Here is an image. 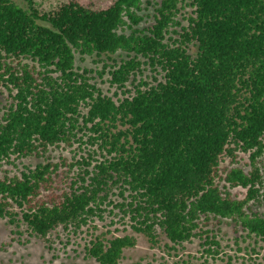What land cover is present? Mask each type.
<instances>
[{
    "label": "trees",
    "instance_id": "trees-1",
    "mask_svg": "<svg viewBox=\"0 0 264 264\" xmlns=\"http://www.w3.org/2000/svg\"><path fill=\"white\" fill-rule=\"evenodd\" d=\"M18 1L0 0V167L44 163L0 176V219L48 241L59 227L102 220L116 197L114 209L152 247L197 239L213 257L211 226L223 220L264 241V0H162L145 29L142 0L104 10L67 0L50 13ZM76 56L104 63L123 98L105 95ZM76 144L64 177L48 154ZM240 153L249 172L231 167ZM135 243L96 237L86 257L121 264Z\"/></svg>",
    "mask_w": 264,
    "mask_h": 264
},
{
    "label": "rangeland",
    "instance_id": "rangeland-1",
    "mask_svg": "<svg viewBox=\"0 0 264 264\" xmlns=\"http://www.w3.org/2000/svg\"><path fill=\"white\" fill-rule=\"evenodd\" d=\"M37 9L41 13H50L55 11L61 3L67 0H33ZM82 5L88 6L95 10L106 9L110 0H78ZM162 0H142L141 11L143 21L139 24V29L149 28L154 24L155 9ZM186 1V0H185ZM19 4L25 5L20 0ZM188 10V9H187ZM183 25L185 23L181 21ZM125 33H129L125 30ZM116 58V56H115ZM104 59V57H103ZM106 60V59H105ZM96 58L86 57L84 61L76 56V65L80 69L92 70L91 76L95 79L101 91L112 97L115 101L122 99L123 95L115 86L109 84V76L107 72H103L104 63H96ZM107 61V60H106ZM108 63V61H107ZM103 73L99 77L98 73ZM149 75L145 72L143 77ZM133 78H130L126 83L128 90H132L133 85L137 84L138 78L132 83ZM116 94V95H115ZM7 93L0 89V111L6 103ZM77 144L72 149L60 147L49 152L50 161L58 164L59 172L64 175L67 172L71 175L70 167H62L64 162L75 164L74 158L78 159L74 153L77 149ZM65 159V161H64ZM238 163L231 167H237L244 172H249L252 167L248 155L240 153ZM44 163L42 158H29L21 162H16L14 166H1L0 176L5 173L8 175H18L24 167L34 168L38 164ZM228 166V160L223 164ZM260 176L262 189L261 194L264 195V155L259 158L256 164ZM92 168V167H91ZM76 170V167L73 168ZM232 195L238 199H243L246 196V190L237 188L231 191ZM264 199V198H261ZM113 205L116 203V197H111ZM110 205L107 212L103 215V219H96L86 227H83L77 232L64 230L59 227L48 236V241L29 237L25 228L20 225L16 228L11 225L8 219H0V264H96L93 260L86 257L85 248L89 242L96 237L104 240H110L115 237L130 235L135 237L136 243L134 247L126 249L123 253L121 264H264V241H260L253 236H248L240 226L235 225L230 220H223L219 226H211L216 242L219 247L217 255L209 256L204 253L201 247V242L193 239L190 243L184 244L182 247H175L166 241H162L158 246L152 247L146 239L141 235H135L130 227L127 219H123L118 209H114ZM114 210H113V209ZM111 209L113 213H110ZM258 211L264 214V202L259 207ZM14 212L21 215L15 207ZM214 224V223H213Z\"/></svg>",
    "mask_w": 264,
    "mask_h": 264
}]
</instances>
